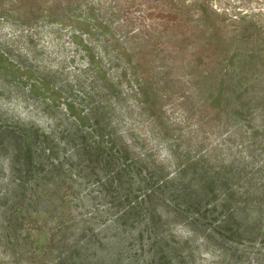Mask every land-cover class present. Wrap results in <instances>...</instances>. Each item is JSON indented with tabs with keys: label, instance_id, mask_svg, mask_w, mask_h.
<instances>
[{
	"label": "rangeland",
	"instance_id": "obj_1",
	"mask_svg": "<svg viewBox=\"0 0 264 264\" xmlns=\"http://www.w3.org/2000/svg\"><path fill=\"white\" fill-rule=\"evenodd\" d=\"M0 264H264V0H0Z\"/></svg>",
	"mask_w": 264,
	"mask_h": 264
}]
</instances>
